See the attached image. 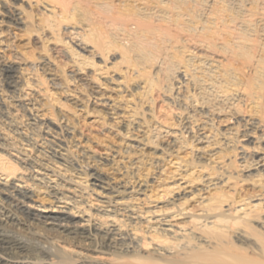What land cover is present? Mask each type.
Instances as JSON below:
<instances>
[{
  "label": "bare ground",
  "instance_id": "obj_1",
  "mask_svg": "<svg viewBox=\"0 0 264 264\" xmlns=\"http://www.w3.org/2000/svg\"><path fill=\"white\" fill-rule=\"evenodd\" d=\"M85 1L0 0V264H264V0Z\"/></svg>",
  "mask_w": 264,
  "mask_h": 264
},
{
  "label": "rangeland",
  "instance_id": "obj_2",
  "mask_svg": "<svg viewBox=\"0 0 264 264\" xmlns=\"http://www.w3.org/2000/svg\"><path fill=\"white\" fill-rule=\"evenodd\" d=\"M114 2L116 3L115 0H86L84 4L86 6H89L91 9L96 10L97 12H102L104 10L103 8L105 6L108 7V4L110 5L111 3H114ZM201 2L203 4L195 3V5H193L191 3L192 6L190 5L191 10L196 12V13L194 12V14L196 15V19H197V16L198 15L200 16V14L204 10V6L203 5L205 4L204 3L205 1H200V3ZM121 5H123V4H121ZM121 5H119V10L121 9L120 11H122L124 13L134 12L132 10V7H130L129 5L127 6L126 4H124L125 5V6L123 5L124 7L121 6ZM196 6L199 7V8H196ZM199 9L200 10L203 9V10L199 11ZM32 10L33 11H29V14L30 15L33 14V15H31L30 19L33 18L32 20H34V21H32L30 19H29V21H32V24L35 27L34 29H36V27H38V23H40L38 18H40V20H41L42 17H44V16H42V10L40 8L32 7ZM1 17H2V15H1V11H0V18ZM42 21H43V19H42ZM55 29H56V27H55ZM2 30H4V26L0 24V31H2ZM13 31L15 32L16 36L12 35V37H11L10 33L6 34V33H8L6 31H4L5 33L3 32L2 35H0L1 37H3V39H5V43L9 40L8 41L9 44L7 43L8 44L7 48H5L2 51L3 55L6 56V57L3 56V61H5V62L7 61V63H12L14 65H19V64H22V63H25V62L29 61L30 60L29 57H31L30 55L33 54L32 56L36 57L37 55L42 53L43 50L45 49L46 52L45 51L44 52L47 53L49 56H51V58H53V61H55L54 64L57 65L56 66L57 68H55V69L58 70L59 66H60V69L62 68L61 65H63L64 59H63L61 53H62V49L63 48L61 46H55V47L51 46L50 47V46H45V44H41L42 40H43V37H44V33L38 34V33L35 32L36 33L35 34L34 31H32L34 33V35H33V34H28V32H26V31H24V32L17 31V30H13ZM55 32L58 33L57 29L55 30ZM17 34H18V38H17ZM92 34L93 35L94 34L97 35L98 34V30L93 29L92 32H91V36H93ZM5 36H6V38H5ZM15 37H16V39H15ZM10 43H11V45H10ZM26 43H28V44L26 45ZM0 47H1V45H0ZM5 58H6V60H5ZM63 70H64V74H66L67 73V69L64 68ZM35 72H37L38 76H41L43 74L42 71L39 70V69H36ZM41 77L44 79L43 75ZM60 97L61 96H58V98L61 99V101H62V97L61 98ZM158 103L161 104L160 101ZM78 119L81 121L80 122L78 120L79 123H80L79 126H80L81 130L84 128L83 132L85 134L92 135V136L97 137V138L98 137H100V138L103 137V139H107V140L108 139H112V137L109 134H107V133H105V131H103V129L100 127V125H97V123L92 122V119H90V118H88V117H86L84 115L83 116L79 115ZM105 134L108 135V136L106 137ZM93 148H94V150L97 153H98V151H101V147L100 146L95 145ZM12 227H14V226L13 225H8V226H6L5 228L2 229V232L5 233L7 235V237L10 238V239L15 238V237H19V238L24 239L29 244V247H30V250L32 251V253L36 254V252H37L36 251L37 234L34 233V231H31V232H29L28 230L25 231V230H23V228H21V229L18 228V230H17L16 227H14V228H12Z\"/></svg>",
  "mask_w": 264,
  "mask_h": 264
}]
</instances>
